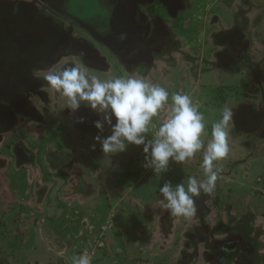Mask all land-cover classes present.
Here are the masks:
<instances>
[{"label":"rangeland","instance_id":"1","mask_svg":"<svg viewBox=\"0 0 264 264\" xmlns=\"http://www.w3.org/2000/svg\"><path fill=\"white\" fill-rule=\"evenodd\" d=\"M190 2L186 12L180 9L174 20L178 31L189 28L191 33L181 34L185 38L176 37L168 47L162 48L159 53H169L161 57L165 65L158 66L151 59V52L145 58L152 61L153 70L144 61L136 65L135 58L128 62L122 55L96 50V54H91L92 60L87 61H94L95 65L74 57H80L79 54H64L30 73L32 77L45 79L44 72L49 66L59 64L63 68L75 62L85 65L87 70H94L99 78L107 79L127 74L119 68L120 60L125 66H131V70L138 66L144 76L168 90L169 104L171 95L177 92L190 95L199 104L207 122L205 146L210 139L212 123L220 118L223 108H231L234 126L229 125L230 151L226 158L216 162L220 172L214 191L195 197L196 215L192 218L175 216L171 228L168 211L159 203L162 199L159 186L169 180L173 184L183 182L186 186L188 178L193 176L205 179L201 167L203 150L182 165L170 162L167 173L154 175L151 169L142 167V146L128 145L125 152L110 157L103 154L99 146H95V150L89 146L91 150L80 155L68 140L64 147L74 158L72 170L67 173L65 170L50 171L44 162L47 148L52 146L56 150L61 146L38 141L42 126L14 110L15 125L0 130V158L8 162L6 170H0V264H72L73 255L93 250L92 264H177L190 254L197 257L199 264H204L205 249L221 239L227 231L225 228L227 232L244 234L246 220L250 222L255 217L251 234L259 237L255 240L256 246L262 251L264 134L242 132L236 116L238 111L247 109L264 113V0ZM187 17H190L185 20L189 21L188 27L182 23ZM218 18L221 19L218 27L208 31L209 35H203V28L209 23L217 24ZM229 31L235 33L236 39H226L224 35ZM215 37L219 45H241L243 48L221 54L225 47L217 45ZM218 53L220 57L216 56ZM103 56L110 57L106 61L111 66L107 65L106 69L99 67ZM217 58L229 62H219ZM43 91L44 87L40 90L42 95L30 92V97L40 100L43 96L40 100L43 101L47 98ZM58 105L60 102L56 98L54 105L43 108L46 118L59 116ZM87 110L90 109L82 105L76 112L84 122L88 118L84 115ZM166 116L167 108L159 118H154L157 126ZM65 118L75 132L79 119L71 116L70 110ZM19 139H24L36 152L39 165L32 173L30 169L18 172L11 163L8 144ZM80 174L84 190L94 189L89 197L78 195ZM238 236L239 239L241 235ZM242 242L246 245L239 256L246 255L252 264H257V250L251 249L248 241ZM54 245L64 251L56 254ZM216 251L208 250L213 259ZM244 256L241 258L247 264Z\"/></svg>","mask_w":264,"mask_h":264},{"label":"flooded vegetation","instance_id":"2","mask_svg":"<svg viewBox=\"0 0 264 264\" xmlns=\"http://www.w3.org/2000/svg\"><path fill=\"white\" fill-rule=\"evenodd\" d=\"M188 3H191L190 0H0V130H8L9 127L15 125L14 110L20 112L23 117H28L37 125H41L42 129H40L37 136L38 141L42 140L46 145L56 143L61 146L56 150L52 146H48L44 156L45 165L50 171L65 170V173H67V171L72 170L74 158H72V153H69L64 146L67 145L68 140H71L70 144L73 149L78 146L72 139L74 133L79 129L84 130L88 127L87 118L85 119L86 122L78 123L77 130L72 132L70 121H67V118L60 117V111H58L59 116L53 118L54 120L46 118L43 108L52 103L54 105L56 98L61 99L64 96L52 89L44 78L31 76V70L44 66L47 61L46 57L52 58L56 54L53 50L48 49L47 53L50 55L47 56L46 52L42 53L41 47H39V50L35 47L31 52L24 51L27 40L24 41L19 33L29 35V32L25 29L30 19H34L39 24H44V27L46 23H49V33H54L57 37H63V34L67 33L72 42L69 43L66 50L71 49L74 54L81 55L80 57L74 56L79 61H81V58L86 59V61L92 60L91 54L98 50V52L107 54L122 55L123 60L128 62L135 58V62L141 64L143 61L145 63L148 52L154 54L158 49L168 47L172 39L176 37L185 38L181 34H185L187 31V34L191 33L189 28L188 30L178 31L174 20L178 17L180 9H184L186 12V6H189ZM182 6L184 8H180ZM14 14L18 15L14 17ZM10 19L12 20L9 23L8 20ZM188 19L190 17L182 20V23L186 24L187 27L189 21L185 22V20ZM220 23L221 19L218 18L217 24L216 22H214L215 25L207 24L205 29L202 30L203 35H209L210 32L208 31L214 27L217 28ZM57 24L62 28H59ZM39 33L41 35L42 28ZM65 34L64 38L66 37ZM98 38H103L107 44ZM216 38L218 39V37L214 38L215 43L219 45ZM36 42L33 41L35 45ZM39 43H41V37ZM52 44L57 46V39ZM228 45H219L225 47L221 54L226 51L232 53L234 50L243 48L241 45ZM114 50H118V53ZM27 53L30 54L27 55ZM229 53L228 55H231ZM219 60L217 58L219 62H225L226 64L229 62V60L228 62L223 59ZM127 64L131 65L132 63ZM69 65L73 64H66V66ZM81 65L85 66L78 64V66ZM62 66L57 65L51 69L56 71L61 69ZM28 67L32 68L27 70ZM52 71L46 69L44 74L48 75ZM40 86L41 89L44 87V95L47 96L43 101H40L44 98L43 96H40V100L30 97V92L36 95L41 94ZM47 87L49 88L47 89ZM49 93L51 94L52 103L50 102L48 105ZM51 114L53 113L51 112ZM84 115L88 116V113ZM84 123L86 125H83ZM236 123L244 133L258 132L264 134V113L254 112L251 109H247V111L240 110L236 116ZM0 140L2 142V139ZM24 141V139L11 140L8 144L9 155L12 157L10 160L16 171L30 169L32 173V169L37 168L39 161L36 152L27 146ZM81 147L84 148V151L87 150L86 152L91 150L87 145ZM60 151L68 152L70 158L67 161L61 160L60 162L53 159L51 163L47 161L46 157L48 155ZM52 165L57 167L52 168ZM7 167V160L0 158V170L4 169L5 171ZM249 220H246L244 234L233 230L227 232L228 228H225L226 233L222 235L220 240L215 241L210 246L212 252H214V249L217 250L215 259L208 252L210 248L208 250L206 248L203 254V263L245 264L246 262L241 258L244 255L241 257L239 255L246 245L242 241H248L251 249H256L257 254L259 253L258 257L255 255L257 264H264V241L260 240V245L263 246L261 251L257 248L255 241L259 237L256 238V234H251L254 229L252 225L254 218L250 222ZM238 235H241L239 239ZM200 241L203 242V239H200ZM215 245L217 248H214ZM234 249L236 250L234 251ZM195 257L193 254L186 255L183 257L182 262L177 264H199L197 257ZM244 257L247 264H252L246 255Z\"/></svg>","mask_w":264,"mask_h":264},{"label":"clouds","instance_id":"3","mask_svg":"<svg viewBox=\"0 0 264 264\" xmlns=\"http://www.w3.org/2000/svg\"><path fill=\"white\" fill-rule=\"evenodd\" d=\"M45 80L67 98L71 112L83 105L100 116L93 122L97 130L93 140L109 157L125 152L128 145L142 146V167L162 175L168 172L170 162L182 165L203 150L201 167L205 179L193 176L186 186L170 180L159 186L162 208L177 217L196 215L194 198L214 191L220 172L216 162L226 158L230 151L229 125L234 126L231 108H223L220 118L212 123L205 146L207 122L199 104L190 95L179 92L171 95L169 104L168 90L139 72L101 79L82 65H69L50 72ZM166 108L167 116L157 126L154 118H159ZM77 122L83 123L84 119ZM106 126L109 135H103ZM95 146H91L93 150ZM93 257L94 250L73 255L71 260L72 264H92Z\"/></svg>","mask_w":264,"mask_h":264},{"label":"crops","instance_id":"4","mask_svg":"<svg viewBox=\"0 0 264 264\" xmlns=\"http://www.w3.org/2000/svg\"><path fill=\"white\" fill-rule=\"evenodd\" d=\"M161 51H163L162 49H158L154 54H152L151 53V59L152 60H154L156 63H157V65L159 66L160 64H163V65H165V63L163 62V60H162V58L161 57H163V56H165V54L166 55H168L169 53H167V52H164V53H159V52H161ZM69 54H72V53H69ZM74 54V53H73ZM77 55H78V53H76ZM94 54H96V52L94 53ZM65 55H67V54H65ZM110 56V55H109ZM109 56H103V61H101L100 62V65H99V67H100V69L101 68H105L106 69V66L107 65H109V67L111 66L110 65V63L108 62V61H106V59L107 58H109L110 59V57ZM154 57V58H153ZM175 59H178V58H175ZM114 62L116 61V60H114V59H112ZM108 62V63H107ZM117 62V61H116ZM119 63V68H122V70L123 71H125V73H133V72H139L141 75H143L142 74V72H141V70H142V68H138V66H135V68H134V70H131V66H125L124 65V63H123V60H120V61H118ZM154 62V63H155ZM88 64H90V65H95L94 63V61H91V62H87ZM151 63H152V61L150 62L149 60H146L145 61V63L144 64H147V65H149V69L150 70H153L154 69V66L153 65H151ZM136 65H139L138 63H135ZM56 64H53V65H51V66H49L50 68H48V69H51L52 67H56L55 66ZM59 65V64H58ZM73 65H75V66H78V64H76L75 62H74V64ZM60 66H62V65H59V67ZM164 68V67H163ZM109 69V68H108ZM94 70H89L88 72L89 73H91V74H93V75H95V73L93 72ZM104 72H106L107 70H103ZM109 71L111 72V69H109ZM154 72V71H153ZM156 72H158L157 70H156ZM50 73V72H49ZM49 87H47V89H48ZM49 102H48V105L50 104V102L52 103V98H51V94L49 93ZM59 100V102H60V105H58L59 106V109H58V111H60V117H63V118H65V114H66V112L68 111V109H67V98L66 97H63V98H61V99H58ZM67 110V111H66ZM87 112H88V127H86L84 130H81V129H79V130H77L75 133H74V135H73V141L74 142H76V144L78 145V146H76L74 149L75 150H77V151H79V154L80 155H83L85 152H84V148L82 149V147L81 146H83L84 147V145H87V146H92L94 143H95V145L96 146H99L100 147V145H99V143H96L94 140H93V136L94 135H96L97 134V130L93 127V122L95 121V120H97V119H99L100 118V116H98L95 112H93V111H90V110H87ZM70 114H71V116L72 115H74L77 119H80V117L81 116H78V114L75 112V113H73V112H71L70 111ZM61 120H63V119H61ZM86 120V121H87ZM110 134V131H109V129H108V127L106 126L105 127V131H104V133H103V135H109ZM53 138V137H52ZM52 141H54V139H52ZM84 144V145H83ZM98 149H100V148H98ZM87 161H89V160H87ZM79 166V165H78ZM80 177L82 178V174H80ZM79 183H80V187H79V193H78V195L79 196H81V197H89L88 195L90 194V193H92V191L94 190V189H92L91 190V192L89 191L88 193H86V191L84 190V180H83V178H82V182H80L79 181ZM87 183V182H86ZM83 184V185H82ZM88 184V183H87ZM80 188H82L81 190H80ZM94 188V187H93ZM87 189V188H86ZM93 194H94V192H93ZM256 218V217H255ZM254 218V219H255ZM55 246V250H56V254H58L59 252H61V251H64V250H61V248H59L57 245H54ZM47 253H49V252H46V254Z\"/></svg>","mask_w":264,"mask_h":264},{"label":"water","instance_id":"5","mask_svg":"<svg viewBox=\"0 0 264 264\" xmlns=\"http://www.w3.org/2000/svg\"><path fill=\"white\" fill-rule=\"evenodd\" d=\"M15 15H18V14H14L13 16L15 17ZM12 19L8 20V22L10 23ZM57 26H59V25L57 24ZM60 27L61 26H59V28ZM41 28H42V33L40 35L39 32H40ZM49 29H50V24L49 23H46V25L44 27V24H39L36 21H34V19H30L28 21V23L26 24V29H25L26 31L29 32V35H25L22 32L19 33L20 35H22L21 37L24 39V41L27 40V44L24 47V51L25 52H31V51H33V48H35V47H37V50H39V47H41L42 53L46 52L47 56L50 55V54L47 53L48 49L49 50H53V52H55L56 55L52 56V58L51 57L50 58L46 57L47 61L44 63V66L46 64L50 63L53 60V58H55L57 56L64 55V54H69V53H72V54L74 53L73 50H71V49H69V51L66 50V48L69 46V43L72 42L70 40V38L68 37L69 35H67V33L66 34L64 33L65 36H66L65 38H64V34H63V37H57L54 33H49L50 32ZM233 31H231V32L227 33L226 35H224V36H226V39L228 41H231L232 39H236L235 33ZM40 37H41V43H39ZM55 39H57V41H58L57 46H53V44H52ZM98 39L100 41H102L103 43H106L105 40H103V38H98ZM29 40H30V43H29ZM33 41H35V42L37 41L36 42L37 44L35 45L33 43ZM28 54H30V53H27V55ZM31 68L28 67L27 70H30ZM8 86H9V84H8ZM46 158H47V161L49 163H51L52 159L55 160V161H59V162L61 160H66L67 161L70 158V154L68 152H66V151H60V152L52 153V154L48 155ZM56 167L57 166L52 165V168H56ZM166 214L168 215L169 220L172 222V227L171 228H173L175 216L172 218L173 215H171L169 213V211ZM166 233L167 232H164L163 234H166ZM169 233H172V229L170 230Z\"/></svg>","mask_w":264,"mask_h":264},{"label":"trees","instance_id":"6","mask_svg":"<svg viewBox=\"0 0 264 264\" xmlns=\"http://www.w3.org/2000/svg\"><path fill=\"white\" fill-rule=\"evenodd\" d=\"M82 182V181H81ZM87 188V187H86ZM89 191H86V193H88Z\"/></svg>","mask_w":264,"mask_h":264}]
</instances>
